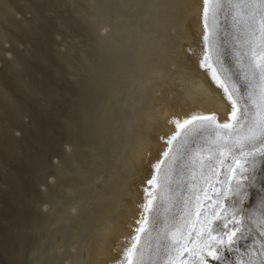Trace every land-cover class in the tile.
Masks as SVG:
<instances>
[{"label": "bare ground", "instance_id": "obj_1", "mask_svg": "<svg viewBox=\"0 0 264 264\" xmlns=\"http://www.w3.org/2000/svg\"><path fill=\"white\" fill-rule=\"evenodd\" d=\"M204 7L0 0V264H118L143 216L137 250L144 264L155 260L183 180L180 167L165 182L171 158L196 169L200 141H218L231 131L219 125L234 123L213 68L246 92L227 52L218 62L215 39L204 40ZM209 52L212 67L201 64ZM193 116L216 123L201 127Z\"/></svg>", "mask_w": 264, "mask_h": 264}, {"label": "snow or ice", "instance_id": "obj_2", "mask_svg": "<svg viewBox=\"0 0 264 264\" xmlns=\"http://www.w3.org/2000/svg\"><path fill=\"white\" fill-rule=\"evenodd\" d=\"M204 5V26L208 30L204 40L211 43L212 39H215L218 47V62L228 51V49L220 50L221 31L224 36L230 34L226 27L221 29L220 17L225 21L230 18L232 27L237 30L240 25L244 27L245 39L242 43L248 46L250 56L248 65L250 71L243 73L246 92L240 95L237 83L233 82L231 77H228L229 82L226 83L213 68V79L223 88L228 100L231 101L230 115L234 121L219 125L220 128L231 131L222 138L225 144L218 152L216 163L218 166H223L226 160L230 162L223 180L217 181L221 185L215 190L218 198L212 201L211 197H206L214 205L212 216L216 223L209 227L211 221H207L202 230L196 231L194 236L191 230L187 233L183 232L180 224L172 225L166 236L167 242L157 244L155 255L160 258L162 264H176L177 259L184 253H188L193 264H207L206 257H211L219 264H226L229 258L226 254L234 253L239 259L234 257L232 264H254L252 259L245 261L239 253L240 249L248 255L256 251L254 247L256 237L252 235L254 230H257L256 235L260 237L261 250L264 251V178H261L264 177V170L258 174L256 169L257 159L264 160V0H204ZM209 19H211V27ZM237 42L241 43L238 39ZM232 53L239 63L240 54L235 48H232ZM210 59L211 53H205L201 64L212 67L209 63ZM239 101H243V104ZM192 120L200 121L201 127L210 128L216 123L214 116H193ZM190 123V120L184 121V124ZM175 139L176 136H173L168 143L171 144ZM169 152H165L164 156L168 157ZM195 155L199 156L200 153L196 152ZM160 163L162 161L154 167L159 169ZM180 167L186 165L173 156L169 173L164 177L166 183L170 182L171 172ZM212 172L213 175L216 174L214 169ZM148 184L157 185V177L153 176ZM253 192H255L254 200ZM153 199L154 196L146 204L141 205L145 212L153 211ZM224 200L229 201L227 207L224 205ZM250 201L252 203H249ZM156 215L158 218V210ZM148 223V217L143 216L139 221L140 226L136 229L137 234L133 238V243L124 250V258L118 264H133V258L136 256L139 257L136 264H144L145 253L137 250V244L140 242V234L146 232L145 225ZM241 241L252 243L242 244ZM189 244L191 247L188 246ZM257 255L260 253L258 252ZM151 264H156V261L153 260ZM181 264L186 262L181 261ZM260 264H264V258H261Z\"/></svg>", "mask_w": 264, "mask_h": 264}, {"label": "rangeland", "instance_id": "obj_3", "mask_svg": "<svg viewBox=\"0 0 264 264\" xmlns=\"http://www.w3.org/2000/svg\"><path fill=\"white\" fill-rule=\"evenodd\" d=\"M220 21L221 22L223 21L222 27H226L228 32L230 33L226 37L223 34L224 37H223L222 43H223V49H228V51L226 53V55H227L226 56V58H227L226 60L229 61L228 63L231 66V68L233 67L232 68L233 73L236 72L235 73V75H236L237 72H238L237 75L239 76V74H243L244 72H249L250 69L248 68V65H249V61H250V56L248 55V46L242 43V41L245 39V36H244V31L245 30H244L243 25H240L239 30H237V29L232 27V21H231L230 18L227 21H225L223 17H220ZM234 37L235 38L238 37L237 39L239 41H241V43H238L237 41L233 42L232 40H234ZM224 41H226V43H224ZM235 43H237V44H235ZM234 47H235V49L237 47H238L237 49H240L238 51L236 49V51L240 54L239 55V61H240L239 63H237V60H236L237 57L232 53V48H234ZM232 59H233L234 62L232 61ZM242 62H243V64H241ZM241 71H242V73H241ZM257 82H258V75H257ZM243 85H244V81H243ZM222 138H223V136L219 135V136H217L218 141H215V143L213 142V143H209V144H205L207 142V139H204V140L200 141L201 145H202L201 149L202 150L204 149L206 151H204L205 154L202 153V156L200 157V159L198 161L199 162L198 165L192 164L193 167H196V169L191 168V166L189 165L190 159H188V162H183L182 163L183 165L187 164L186 165L187 168L186 167H184V168L181 167V169H180V173L182 175L181 179L183 178V180L180 183V185L177 187L178 191L176 190V194L178 192L179 193H178V195H175V199L176 200H174V202H176L175 203L176 205H174L173 210L171 212L172 218H171L169 223L168 222L166 224H165V222L163 223L164 227H162V232H161L162 240H161L160 244H164V243L167 242L166 241V236L167 235H165V234H168V231L170 229H172V225L173 224H180L181 227H183L182 231L185 232V233H187L189 230H191L193 236L195 235L196 231L202 230V228L205 226V223L207 221H211V224L208 225L209 227L215 225L216 221H215V218L212 216L214 205L208 199H206V197H211L212 201H215L218 198L215 190L219 189L221 187V185L217 181L218 180H223L224 174L226 173V170H227V165L230 162V161L226 160L225 164L223 166H218L217 163H216V157L218 156V152H219V150H221L223 148V145L225 144V140L222 139ZM194 147L192 145V147H190L192 149L190 150V148H189V150L192 151L194 149ZM213 169L215 170V173H216L215 175H213V172H212ZM256 169H257V173L258 174H260L261 171L264 170V160L257 159V161H256ZM181 170H182V172H181ZM185 173H187V174H185ZM261 178H264V177H261ZM189 181L190 182L192 181L193 183L191 182V184H189L190 183ZM181 184H183L184 186L183 185L181 186ZM191 186H193V187H191ZM183 187H184L185 190L183 189ZM252 195H253V200H254L255 192H253ZM223 202H224L225 207H227L228 204H229V201L228 200H224ZM185 203H186V205H184ZM249 203H252V201H250ZM185 207H187V208H185ZM185 212L188 213V214H186ZM188 216H190L189 219H188ZM179 218H182V219L180 220ZM172 219H173V221H172ZM186 219H188V220H186ZM176 220L179 223L175 222ZM173 222H175V223H173ZM168 228H170V229H168ZM256 231L257 230H254L253 233H252V235L256 237L255 245H254L256 251L252 252L251 255H248V254H245L243 249H240L239 255L242 256L245 261H248L249 259H252L254 264H260L261 258H264V251L261 250L260 237L256 235ZM214 235H215V233H214ZM241 243L242 244H251L252 242L251 241H241ZM188 246L191 247V244H189ZM258 252L260 253V255H257ZM226 255L229 257L228 260L226 261V264H232V259L234 257L236 259H239V257H237L234 253L233 254H226ZM154 261H156V264H162V262H161L159 257H156ZM181 261H185L186 264H193L192 258L189 257L188 253H184V255L182 257L178 258L177 261H176V264H181ZM206 261H207V264H219L218 261H215L211 257H206Z\"/></svg>", "mask_w": 264, "mask_h": 264}]
</instances>
